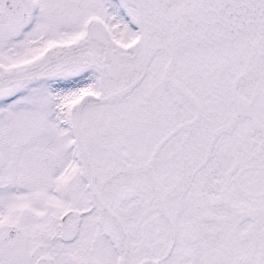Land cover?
<instances>
[{
	"label": "snow or ice",
	"instance_id": "1",
	"mask_svg": "<svg viewBox=\"0 0 264 264\" xmlns=\"http://www.w3.org/2000/svg\"><path fill=\"white\" fill-rule=\"evenodd\" d=\"M0 264H264V0H0Z\"/></svg>",
	"mask_w": 264,
	"mask_h": 264
}]
</instances>
